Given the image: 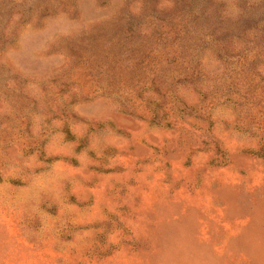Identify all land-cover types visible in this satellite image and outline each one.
Masks as SVG:
<instances>
[{
  "label": "rangeland",
  "instance_id": "1",
  "mask_svg": "<svg viewBox=\"0 0 264 264\" xmlns=\"http://www.w3.org/2000/svg\"><path fill=\"white\" fill-rule=\"evenodd\" d=\"M0 264H264V0H0Z\"/></svg>",
  "mask_w": 264,
  "mask_h": 264
}]
</instances>
